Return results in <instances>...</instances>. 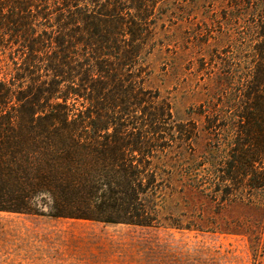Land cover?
Instances as JSON below:
<instances>
[{
    "label": "trees",
    "instance_id": "trees-1",
    "mask_svg": "<svg viewBox=\"0 0 264 264\" xmlns=\"http://www.w3.org/2000/svg\"><path fill=\"white\" fill-rule=\"evenodd\" d=\"M158 1L0 0V211L25 212L42 196L55 217L145 228L165 223L259 243L264 0L235 2L238 18L253 16L258 59L240 88L211 104V128L221 131L217 122L227 119L228 135L211 148L216 160L192 167L205 177L179 182L188 198L183 211L196 208L195 220L161 212L163 191L176 190L178 180L174 167L165 180L158 176L147 158L160 137H148L139 124L150 116L158 126L169 113L138 80V52L128 50L129 36L148 31ZM72 98L81 109L68 104Z\"/></svg>",
    "mask_w": 264,
    "mask_h": 264
},
{
    "label": "rangeland",
    "instance_id": "rangeland-1",
    "mask_svg": "<svg viewBox=\"0 0 264 264\" xmlns=\"http://www.w3.org/2000/svg\"><path fill=\"white\" fill-rule=\"evenodd\" d=\"M237 1L159 0L148 31L129 36L134 42L127 49L138 52V80L155 104L169 109L158 126L150 116L139 120L148 137H160L147 158L158 176L165 180L175 168L178 186L163 191L164 216L198 217L196 208L183 211L188 198L179 182L205 177L192 167L216 160L211 148L218 136L228 135L227 119L217 122L221 131L211 128V104H222L219 98L231 87L240 88L258 59V31L248 24L253 16L238 18ZM33 201L25 212L0 211V264H264V229L259 243H251L244 235L164 228L170 227L165 223L145 228L55 217L42 196Z\"/></svg>",
    "mask_w": 264,
    "mask_h": 264
}]
</instances>
